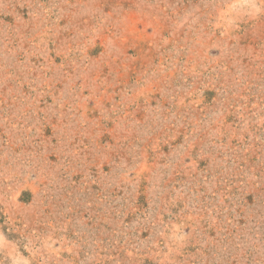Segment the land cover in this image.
Listing matches in <instances>:
<instances>
[{
	"label": "rangeland",
	"instance_id": "1",
	"mask_svg": "<svg viewBox=\"0 0 264 264\" xmlns=\"http://www.w3.org/2000/svg\"><path fill=\"white\" fill-rule=\"evenodd\" d=\"M0 264H264V0H0Z\"/></svg>",
	"mask_w": 264,
	"mask_h": 264
}]
</instances>
